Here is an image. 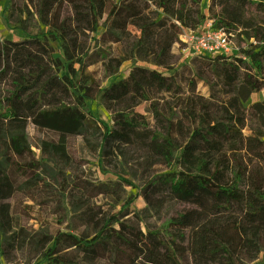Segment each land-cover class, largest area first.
I'll use <instances>...</instances> for the list:
<instances>
[{
	"label": "rangeland",
	"instance_id": "rangeland-1",
	"mask_svg": "<svg viewBox=\"0 0 264 264\" xmlns=\"http://www.w3.org/2000/svg\"><path fill=\"white\" fill-rule=\"evenodd\" d=\"M6 1L0 0V101L4 103L2 110L10 114L0 123L1 244L20 247L15 256L26 264L39 253L41 241L46 239L43 234L53 238L60 232H71L90 239L98 232L96 263L155 264L154 232L160 230L161 239L168 241L174 219L188 209L173 202L163 206L159 216L154 209V180L157 176L166 179L170 170L164 166L153 136L159 126L161 138L169 133L170 118L178 120L176 133H186V113L201 116L204 110L210 118L222 117L220 86L216 87L220 81L216 77L218 63L191 57L186 45L183 52L173 45L175 61L167 68L129 61L121 66L119 77L106 78L105 73L112 68L110 46L89 42L93 36L88 28V8L83 7L81 13L76 45H31L27 37L35 29L26 27V35L11 28L27 17L23 12L30 6L28 0H11L13 13L5 9ZM103 1L111 7L119 0ZM148 7L141 17L130 21L126 35L117 39L127 56L157 48L152 43L139 46L136 42L135 26L154 10ZM108 13L107 9L99 19L97 37L104 32ZM159 16L163 18L162 12ZM111 31L115 32L113 28ZM187 31H179L184 41ZM114 35L121 36L117 30ZM116 82L123 85L106 91ZM126 89L129 94L124 104L116 103ZM258 95H253L245 107L264 99V92ZM139 97L144 98L142 104L131 108L133 101L141 100ZM190 97H200L203 102L196 99L197 104H190ZM132 112L142 116L144 124L126 137L125 122L120 119L126 120ZM13 144L25 153L12 154ZM10 214L24 233L18 227L7 232ZM31 234L34 237L30 241L27 236ZM181 249L171 252L172 257L178 259ZM199 249L216 251L209 241ZM159 255L160 262L170 259L165 246Z\"/></svg>",
	"mask_w": 264,
	"mask_h": 264
},
{
	"label": "flooded vegetation",
	"instance_id": "flooded-vegetation-1",
	"mask_svg": "<svg viewBox=\"0 0 264 264\" xmlns=\"http://www.w3.org/2000/svg\"><path fill=\"white\" fill-rule=\"evenodd\" d=\"M27 2L30 6L23 12L27 17L11 28L26 35V27L35 29L33 35L27 37L31 45H76V31L82 28L81 13L84 8H88V28L93 36L89 42L112 46L108 51L109 58L113 57L114 51L117 53L116 58L110 59L112 68L105 73L106 78L119 77L120 68L125 62L140 61L155 65L154 59L150 57L137 55L130 58L121 48H115L119 46L117 39L120 40L128 32L125 28L129 25V12H138L137 9L142 11L151 5L155 13L162 12L161 19L175 31L176 37L170 41L172 59L159 60L156 66L160 68H167L170 62L175 61L173 45H178L182 52L186 50L180 30H188L187 33L204 28L223 31L229 51L225 55L210 58L219 65L216 77L220 81L216 87L220 86L222 117L210 118L204 110L201 116L186 113V133H176L178 120L173 122L170 118L169 133L161 138L159 126L153 136L156 149L163 154V164L170 170L166 179L157 176L154 180V209L158 216L162 207L172 202L188 209L181 211L177 215L178 219H174L168 241L161 239L160 230L154 232L157 251L155 264H264V99L245 107L253 95L259 96L264 92V0H139L130 5L127 1L119 0L111 7L103 0ZM5 9L13 13L11 0L6 1ZM107 9L109 13L102 27L104 32L97 37L99 19ZM114 11L116 17L113 16ZM155 17L160 16L151 15L149 29L162 28L153 24ZM5 21L7 23L8 20ZM140 27L135 26L138 31L137 44L145 39L142 34L144 26L142 33ZM112 28L115 32L111 31ZM71 30L75 32L71 34ZM116 30L120 32V37L114 35ZM148 39L161 43L153 35L148 36ZM43 65L46 64L43 62ZM121 82L113 83L106 91H115L123 85ZM138 91L142 93L141 89ZM128 94L126 89L122 99L116 103L124 104ZM139 98L140 101L131 103V108L142 104L144 98ZM111 99L109 101L112 103ZM196 99L190 97L187 100L190 104H197ZM198 100L203 102L200 97ZM1 105H4L3 100L0 101ZM0 111L5 113H0L2 123L10 111H4L2 107ZM120 120L121 123L125 122L123 135L126 137L138 132L137 129L144 124L143 117L134 112L126 120ZM46 122L47 117L43 123ZM177 136L182 139H175ZM45 148L47 150L46 145ZM11 151L16 156L25 153L15 144ZM10 216L7 232L18 227L24 233L15 217L12 214ZM43 235L46 239L41 241L39 253H35L26 264H98L94 260L98 232L90 239L71 232H60L53 238L47 233ZM30 236L27 238L31 241L34 235ZM208 241L216 247V251H200L199 246L208 244ZM49 243L52 244L50 247L47 246ZM161 246L168 249L170 259L167 263L160 262ZM177 247H182L178 259L171 254L175 253ZM20 249L17 246L4 247L0 237V264H23L15 256ZM84 256L89 257V260H83Z\"/></svg>",
	"mask_w": 264,
	"mask_h": 264
},
{
	"label": "trees",
	"instance_id": "trees-1",
	"mask_svg": "<svg viewBox=\"0 0 264 264\" xmlns=\"http://www.w3.org/2000/svg\"><path fill=\"white\" fill-rule=\"evenodd\" d=\"M124 1H127L128 4H132V3H136L138 2L139 0H124ZM134 8L135 5H134ZM147 8V7H146ZM145 9H143L142 11L137 9L138 12H129L128 13V24H132L130 23V21H132L133 19L135 18H139L141 17V13L144 12ZM116 12L114 11L113 12V16L116 17ZM148 17H146L145 19H143V23L142 24H137V26H141L140 27V33H142L143 31V35H145V39H142L141 42L138 44L139 46L140 45H143L144 43H152V45H155L157 48L156 50L154 51H151V50H148V51H142V54L141 56H147V57H150L152 59H154V63L155 65L159 62V60H165L167 58H169L170 55V41L171 39H175L176 37V33L175 31L171 30L169 28V26L165 23V21L163 19H159V17H155V19L153 20V24L155 26H162V28H156V29H149L148 28V25L150 24L151 22V15H154V16H159L158 13H155L153 10L149 11L148 13H146ZM119 17V15H118ZM133 22V21H132ZM144 26V29L142 30ZM155 36V38H159L161 40V43L160 44H157L156 41L154 42H150V40L148 39V36ZM163 38L165 40H163ZM119 47V46H118ZM110 48H112V46H110ZM116 48V47H115ZM120 48V47H119ZM137 55H140L139 53H137ZM127 56V55H126ZM134 55H131V56H128V57H133ZM117 57V53L116 51H114V55L113 57L111 58H116ZM109 58V57H108ZM111 58H109V63L111 62ZM113 60V59H112ZM111 67H112V64L110 63Z\"/></svg>",
	"mask_w": 264,
	"mask_h": 264
},
{
	"label": "built area",
	"instance_id": "built-area-1",
	"mask_svg": "<svg viewBox=\"0 0 264 264\" xmlns=\"http://www.w3.org/2000/svg\"><path fill=\"white\" fill-rule=\"evenodd\" d=\"M185 45L191 57L216 58L229 51L227 38L222 30L204 28L187 35Z\"/></svg>",
	"mask_w": 264,
	"mask_h": 264
}]
</instances>
